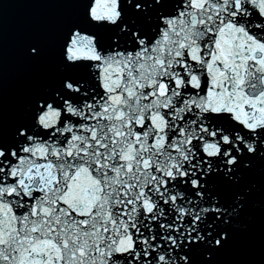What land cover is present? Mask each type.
<instances>
[{
  "label": "snow or ice",
  "instance_id": "6c2138e0",
  "mask_svg": "<svg viewBox=\"0 0 264 264\" xmlns=\"http://www.w3.org/2000/svg\"><path fill=\"white\" fill-rule=\"evenodd\" d=\"M83 8L7 135L0 105V264H218L264 215V0Z\"/></svg>",
  "mask_w": 264,
  "mask_h": 264
},
{
  "label": "water",
  "instance_id": "95a60500",
  "mask_svg": "<svg viewBox=\"0 0 264 264\" xmlns=\"http://www.w3.org/2000/svg\"><path fill=\"white\" fill-rule=\"evenodd\" d=\"M254 178L261 179L258 175ZM229 231L232 240L217 255L218 264H264V215L250 208L229 225Z\"/></svg>",
  "mask_w": 264,
  "mask_h": 264
}]
</instances>
